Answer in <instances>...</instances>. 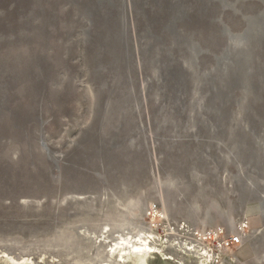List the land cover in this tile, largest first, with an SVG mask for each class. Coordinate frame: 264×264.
<instances>
[{"label":"rangeland","instance_id":"obj_1","mask_svg":"<svg viewBox=\"0 0 264 264\" xmlns=\"http://www.w3.org/2000/svg\"><path fill=\"white\" fill-rule=\"evenodd\" d=\"M263 1L0 0V251L100 264L246 219L213 264H264Z\"/></svg>","mask_w":264,"mask_h":264},{"label":"bare ground","instance_id":"obj_2","mask_svg":"<svg viewBox=\"0 0 264 264\" xmlns=\"http://www.w3.org/2000/svg\"><path fill=\"white\" fill-rule=\"evenodd\" d=\"M228 33L231 39H239L237 35L229 31ZM162 240L163 236L159 237L156 232L150 229H142L134 235L130 233L118 234L117 239L115 237L112 240V244H106L107 241L101 240L98 248L107 247L108 250L106 258L101 260L100 264H213L212 249L201 248L194 242H186L187 244L185 243L183 246L177 240H171L169 244ZM167 248L173 250H166ZM177 253H183V255L178 257ZM219 261L222 264H230L231 262L223 258ZM39 262L40 260L37 261L29 256L16 257L5 251H0V264H38Z\"/></svg>","mask_w":264,"mask_h":264},{"label":"built area","instance_id":"obj_3","mask_svg":"<svg viewBox=\"0 0 264 264\" xmlns=\"http://www.w3.org/2000/svg\"><path fill=\"white\" fill-rule=\"evenodd\" d=\"M153 215V214H152ZM153 216L160 217L158 213H155ZM247 229V220L240 222L237 225V228L234 232L227 233L224 229H216L209 231H192L188 230L187 227H180L178 224H168V231L172 232L175 230L180 233V230H184L187 235L185 236L189 240H195L194 238H198L209 249L214 251L225 250L226 252L232 251L237 247H240L244 244V236L246 234ZM180 236V235H179ZM191 237V238H190ZM206 243H210L207 245Z\"/></svg>","mask_w":264,"mask_h":264},{"label":"water","instance_id":"obj_4","mask_svg":"<svg viewBox=\"0 0 264 264\" xmlns=\"http://www.w3.org/2000/svg\"><path fill=\"white\" fill-rule=\"evenodd\" d=\"M40 143H41V145L44 147V149H45V151H46V153H47L48 158L51 159V158H52V154H51V152L49 151L48 146H47V144L45 143V141H44L43 139H41Z\"/></svg>","mask_w":264,"mask_h":264},{"label":"crops","instance_id":"obj_5","mask_svg":"<svg viewBox=\"0 0 264 264\" xmlns=\"http://www.w3.org/2000/svg\"><path fill=\"white\" fill-rule=\"evenodd\" d=\"M241 247H242V245L240 246V248H238V250L242 249ZM236 251H237V250H236ZM246 252H247V256L244 258V260H246V259H247V260L251 259V257H252V252H251V250L247 248Z\"/></svg>","mask_w":264,"mask_h":264}]
</instances>
